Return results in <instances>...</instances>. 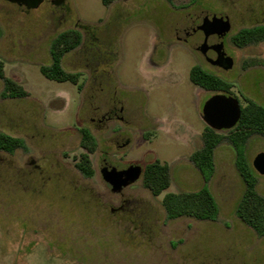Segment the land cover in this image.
<instances>
[{"label":"rangeland","instance_id":"1","mask_svg":"<svg viewBox=\"0 0 264 264\" xmlns=\"http://www.w3.org/2000/svg\"><path fill=\"white\" fill-rule=\"evenodd\" d=\"M251 1L218 0L212 9L229 11L234 3L249 21ZM175 3L120 0L105 7L102 0H41L29 8L0 0V61L6 76L29 92L2 98L0 80V133L25 144L13 154L0 151V264H264V237L236 215L245 184L228 141L214 151L208 183L217 219L166 217V193L204 185L190 158L203 146L208 126L202 110L216 93L194 85L190 70L198 65L231 82L240 104L247 97L264 106V42L236 50L235 26L226 38L234 68L219 72L195 50L198 36L188 43L176 38L178 30L184 36L186 22L180 8L197 13L204 0ZM67 29L83 37L62 60L66 72L80 74L78 85L40 72L51 64L52 40ZM112 108L123 120L91 123ZM82 128L98 143L91 178L75 166L85 152ZM105 151L120 169L169 164L170 187L155 197L141 178L123 197L114 196L100 173ZM260 153L264 137L254 135L246 147L251 166ZM257 176L264 197V176Z\"/></svg>","mask_w":264,"mask_h":264},{"label":"trees","instance_id":"2","mask_svg":"<svg viewBox=\"0 0 264 264\" xmlns=\"http://www.w3.org/2000/svg\"><path fill=\"white\" fill-rule=\"evenodd\" d=\"M120 0H102L105 7ZM176 6V0H165ZM82 33L77 29L60 32L51 42V64L41 66L40 72L48 79L57 82H71L78 85L79 73H68L62 67V60L68 53L77 49L82 43ZM264 40V28L243 29L232 37L238 47H245ZM0 80L4 83L2 98L21 99L29 96V92L12 78L6 76L4 65L0 61ZM191 82L209 92L232 95L233 84L214 75L200 66L190 70ZM241 105V118L237 125L228 131L217 132L209 127L203 134V146L191 155V162L201 173L204 185L195 192L166 193L162 205L168 220L192 218L198 221L216 220L219 213L218 204L208 188V183L215 173L214 151L223 141H228L236 153V168L245 184V191L238 204L236 215L259 237H264V197L258 192L257 172L249 164L246 147L251 137H264V106L244 97ZM80 146L85 150L76 162L77 170L87 178L94 176L95 171L90 155L97 149V140L89 129L79 130ZM24 141L0 133V151L13 154L24 147ZM144 187L158 197L171 185L170 166L159 160L147 164L142 176Z\"/></svg>","mask_w":264,"mask_h":264},{"label":"flooded vegetation","instance_id":"3","mask_svg":"<svg viewBox=\"0 0 264 264\" xmlns=\"http://www.w3.org/2000/svg\"><path fill=\"white\" fill-rule=\"evenodd\" d=\"M7 1L11 2L13 4H16L19 7H24V6L29 7L34 2L32 0H7ZM253 1L254 2L251 1L253 3V5L250 3V6H252L251 7L252 16L249 19V21H246L242 18L241 7H239V5H236L234 3L232 4L233 7H231L229 11L228 10H226V11L219 10L218 12H214V10H213V9H216L217 6L219 5L218 0H204V3L206 6L197 13L191 12L194 10L193 7L184 6V7L180 8V11H185L184 18L186 19V22L182 26V29H181L184 36L180 37L179 36L180 31L178 30L176 38L180 43H188L190 41L191 42L194 41L195 38L198 36L199 42L195 45V50L201 54V56L207 62V64L219 72H223V73L229 72L230 70H232L234 68L235 58L233 56V52L229 51V47L226 43L227 35L232 31V29L235 26L238 27L239 29L233 36H235L239 31H241L243 29L264 28V0H253ZM61 2H62V0H55V3H57V4H60ZM202 6H204V5H202ZM262 16H263V18H261ZM214 17L223 18L224 20L230 21L231 30L228 34H226L225 36H220L218 34H210L207 36L206 33L209 32L210 30H213L214 28L212 29L209 27H205V28H202V27H204L205 23L209 22L208 20H212ZM248 24H251V25H248ZM231 41H232V38H231ZM263 42H264V40H262L256 44L248 45L245 47H238V46L234 45L233 42H232V44L236 50H240V49H244V48L249 47V46H255V45L261 44ZM202 47L205 49L204 53L202 52ZM229 58L232 59L231 63L228 62ZM257 67H258V65H253L251 68H257ZM116 110H117L116 108L110 109L108 112H106L104 115H102V117L100 119L92 118L91 123L92 124L97 123L99 125H102V124H106V122H110L116 118L123 120L122 117H119L117 115ZM120 112H122V109L120 110ZM103 154H104V157L102 158L101 165H100L101 166V168H100L101 176H102V170L104 168L107 167V168L111 169V168L115 167L109 161L110 153L105 151ZM128 167H126V168H128ZM115 168H117V167H115ZM126 168H123V169L117 168V169L118 170H124ZM143 170H144V168H143ZM102 179H103V176H102ZM104 182L106 183V187L109 189V191L114 196L123 197V191L126 188H124L122 191H120L118 193H114L112 191L111 185L108 184L106 181H104ZM133 185H131V186H133ZM131 186H129V187H131ZM129 187H127V188H129ZM123 201H124V199H123ZM124 203H126V201H124ZM122 208H123V206L120 207L119 209L121 210Z\"/></svg>","mask_w":264,"mask_h":264},{"label":"water","instance_id":"4","mask_svg":"<svg viewBox=\"0 0 264 264\" xmlns=\"http://www.w3.org/2000/svg\"><path fill=\"white\" fill-rule=\"evenodd\" d=\"M34 1L30 6H36L41 0ZM208 23L204 24V27L214 28L207 32V36L210 34H218L225 36L231 30V24L229 20L223 18L214 17L212 20H208ZM202 52L205 49L202 47ZM228 62L231 63L232 59L229 58ZM241 118V105L239 100L224 93H216L211 96L204 104L202 110V119L206 125L214 131H228L233 129ZM253 169L261 176H264V153L258 154L252 162ZM143 168L140 165H131L124 170H118L113 167L111 169L104 168L102 170V176L104 181L111 185L112 191L118 193L124 188H127L136 182H138L143 176Z\"/></svg>","mask_w":264,"mask_h":264}]
</instances>
